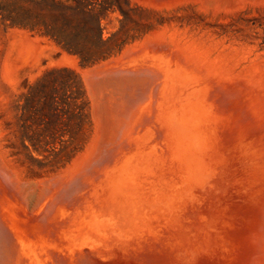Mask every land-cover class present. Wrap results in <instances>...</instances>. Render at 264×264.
Segmentation results:
<instances>
[{"label":"rangeland","instance_id":"rangeland-1","mask_svg":"<svg viewBox=\"0 0 264 264\" xmlns=\"http://www.w3.org/2000/svg\"><path fill=\"white\" fill-rule=\"evenodd\" d=\"M0 264H264V0H0Z\"/></svg>","mask_w":264,"mask_h":264}]
</instances>
